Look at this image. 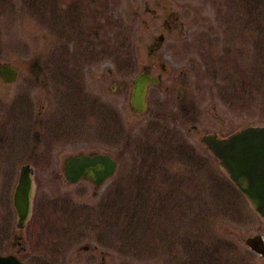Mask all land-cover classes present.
Here are the masks:
<instances>
[{
    "label": "rangeland",
    "instance_id": "rangeland-1",
    "mask_svg": "<svg viewBox=\"0 0 264 264\" xmlns=\"http://www.w3.org/2000/svg\"><path fill=\"white\" fill-rule=\"evenodd\" d=\"M145 1L0 0V61L21 70L17 82L0 81V253L16 250L17 234L28 264L44 252L50 264H97L100 250L112 264H264L246 243L264 237V218L201 140L264 125V0H171L202 15L183 17L185 32L167 39L174 48L157 54L174 76L185 68L196 101L182 123L176 109L128 106L160 33ZM92 150L121 160L106 183L114 188L98 195L62 176L67 156ZM25 163L44 210L21 231L13 194Z\"/></svg>",
    "mask_w": 264,
    "mask_h": 264
},
{
    "label": "water",
    "instance_id": "water-1",
    "mask_svg": "<svg viewBox=\"0 0 264 264\" xmlns=\"http://www.w3.org/2000/svg\"><path fill=\"white\" fill-rule=\"evenodd\" d=\"M0 73L12 80L17 76V70L12 66L0 67ZM146 76L135 79V87L131 96V107L135 111L145 109ZM203 141L220 159L221 165L227 170L239 188L249 197L254 208L264 217V125H250L224 138L214 134L205 135ZM116 161L107 154H82L70 157L65 166L66 176L78 180L82 176H91L98 183L111 175ZM29 166L22 168L20 181L15 192V205L22 223L29 212V197L31 177ZM247 243L256 250H262L261 237H250ZM0 264H22L14 256H0ZM104 264V263H101Z\"/></svg>",
    "mask_w": 264,
    "mask_h": 264
},
{
    "label": "flooded vegetation",
    "instance_id": "flooded-vegetation-1",
    "mask_svg": "<svg viewBox=\"0 0 264 264\" xmlns=\"http://www.w3.org/2000/svg\"><path fill=\"white\" fill-rule=\"evenodd\" d=\"M197 8L194 7L190 3H183L179 4V8L176 9V7L172 4L171 0H153L152 4L148 2V0L145 1V11L149 12L151 16L156 17L157 20L160 22V33L156 38H162L163 41L159 44L158 42H155L154 44L150 45L148 47V56H146L147 63L143 64L141 66L140 71H147L151 75H157L159 77V82L157 84H152L148 88V101H149V108L153 109V111L158 107L159 113L162 111L164 108L167 109V113L170 114L172 113V109H176L179 115L180 122L182 123V113L186 112L187 110H195L194 106V99L192 100L191 97H193V91L191 89L184 90L183 86L186 84L183 80H186L188 77H186V72L185 68H180L179 70L181 71L179 75H175L172 71V69L162 60L164 59L163 57L157 56V54L160 52L162 45L164 46V49H170L174 48L172 46V43L168 42V37L169 36H174L177 37L174 32H179L181 28V32H185V29L187 28L188 23H186L183 20V17L188 16H193V17H202V15H197ZM200 10V9H199ZM198 10V12H199ZM196 28L195 26H193ZM189 30L192 31V29L188 28ZM177 35H180L178 33ZM155 44L158 45V48L155 49ZM181 42L180 41H175L176 46H180ZM169 45V47H167ZM181 48L179 47L178 51ZM155 70L157 73H155ZM166 76V77H165ZM165 79L167 81H165ZM177 90L175 98L173 102L170 101V98L172 97L173 90ZM187 91V92H186ZM165 92H167V95H163ZM150 95L153 96L152 100H150ZM162 96V98H161ZM194 101V102H193ZM186 120V119H185ZM186 123H189L186 120ZM186 124L185 126H187ZM192 127L194 129H197V124L193 123ZM2 141V138L0 139ZM95 188V186H94ZM97 190V189H96ZM40 205V203H38ZM43 207H40L39 211L37 212L38 215L41 213ZM16 243L14 242V247H16V250L13 251L19 257L25 264H28L25 259H23L22 256V250H24V245H23V236L20 235L18 236L17 234L15 235ZM92 249V245L90 246ZM95 248V246H94ZM90 249V250H91ZM88 250V251H90ZM98 256L100 257V261L105 260L107 263L112 264L108 259H107V254L103 253L101 250L98 252ZM98 261V262H100ZM97 262V263H98ZM35 264H50L51 263V256L49 253L44 252V254H40L36 257Z\"/></svg>",
    "mask_w": 264,
    "mask_h": 264
}]
</instances>
